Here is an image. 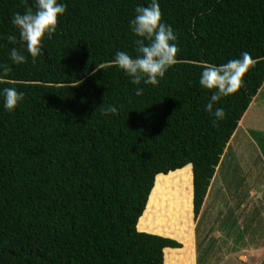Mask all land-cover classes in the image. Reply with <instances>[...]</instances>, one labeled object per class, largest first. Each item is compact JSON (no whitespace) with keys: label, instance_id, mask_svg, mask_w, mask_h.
Masks as SVG:
<instances>
[{"label":"trees","instance_id":"16d2710c","mask_svg":"<svg viewBox=\"0 0 264 264\" xmlns=\"http://www.w3.org/2000/svg\"><path fill=\"white\" fill-rule=\"evenodd\" d=\"M60 2L66 10L35 62L14 64L9 50L23 49L7 40L18 35L11 17L34 10L33 0H0V65L8 68L0 88L24 93L13 112L0 107V264H163V249L181 244L137 221L156 175L188 164L194 218L200 213L264 83V0H159L177 52L155 86L131 84L113 64L117 50L132 52L129 21L147 0ZM242 56L241 87L215 103L225 117L214 125L201 67ZM109 105L117 112L101 114ZM145 212L142 225L151 223Z\"/></svg>","mask_w":264,"mask_h":264},{"label":"clouds","instance_id":"9594fccd","mask_svg":"<svg viewBox=\"0 0 264 264\" xmlns=\"http://www.w3.org/2000/svg\"><path fill=\"white\" fill-rule=\"evenodd\" d=\"M33 7L34 10L15 12L11 17V25L18 35H9L7 40L13 44L19 42L20 49H23L21 51L14 46L9 50V59L14 64L24 63L29 56L35 62L42 51L43 40L51 39L57 30L58 18L66 10V5L60 0H33ZM129 26L134 37L132 52L117 50L114 53L113 64L129 78L131 84L155 86L176 63L177 35L172 26L162 20L159 0H147L146 5H138ZM246 66V58L242 56L240 59H229L225 63L205 64L201 67L199 85L210 92L204 110L214 116L215 119L212 121L214 125L216 121L225 117L224 108H214L215 103L241 87ZM100 68L103 66H97V69ZM7 71L6 66L0 65V75ZM143 91L144 88L137 87L135 94L139 96ZM23 97L24 93L14 87L0 88V107L11 113ZM116 112L117 108L112 105L101 108V114Z\"/></svg>","mask_w":264,"mask_h":264},{"label":"rangeland","instance_id":"374dc122","mask_svg":"<svg viewBox=\"0 0 264 264\" xmlns=\"http://www.w3.org/2000/svg\"><path fill=\"white\" fill-rule=\"evenodd\" d=\"M240 120L242 124L236 127L232 139V144H234L235 149L237 148L235 159H239V161L233 159L232 146L230 145L227 150L229 156L226 152V155L221 159V165L217 168V172L215 170L216 175L214 174L207 204L201 209L202 213L198 220V216L196 217V223L193 222L192 245L188 243L184 247L183 243L177 240L181 246L176 249L182 250L181 255L176 249L166 248L163 250V264H188L187 259H193L190 264H232L235 262L233 258H226L228 254L226 249L227 246L233 244L245 248L249 244L251 248L256 244L262 249V257L251 258V264H264V194L257 190L256 193L249 194L248 197L247 195L243 196L242 200H239L237 195L243 194H237L233 205L227 203L219 208L216 204V196L219 195L221 196L220 200L226 201L232 195L234 185L227 184V181L236 182L235 176L238 175L240 179L242 175L241 187L243 192L252 186L258 188L261 185L259 181L264 179V173L262 172L260 175L258 173L259 170H264V84ZM249 140L257 143L258 149L254 153L250 147L240 149L249 146ZM251 162L253 166H251ZM164 203L157 207H149L148 211L154 215L163 211L164 217L168 218L169 208L165 207ZM250 206L262 208L258 213L255 211L253 214V209ZM240 213L241 216H239ZM247 216L249 218L254 217V224H250ZM190 218L192 222V217L190 216ZM138 220L143 222L145 215L142 218L139 217ZM160 222L163 223V221ZM164 224L168 225L167 222ZM150 225L149 229L155 232L154 229L159 228L161 224ZM136 227L139 230L138 221ZM227 234L231 237L229 240H224ZM240 262L247 263L249 261L241 257Z\"/></svg>","mask_w":264,"mask_h":264},{"label":"crops","instance_id":"0c3cea01","mask_svg":"<svg viewBox=\"0 0 264 264\" xmlns=\"http://www.w3.org/2000/svg\"><path fill=\"white\" fill-rule=\"evenodd\" d=\"M238 124H239L238 126H240V124H242L241 120L239 121ZM232 135H233L232 138H230V140L228 141V143H227V145L223 151V154L221 155L220 161L216 167V172H217V168L221 165V159L226 155V152H227L230 145L232 146V157H233V159L236 160L237 162L239 161V159H235L237 148L235 149L234 144H232V139H233L235 134H232ZM247 147H250L252 149L253 153L256 149H258L257 143L253 142L252 140H249V146H246V147L240 148V149H245ZM227 156H229V152H227ZM251 166H253L252 162H251ZM191 172H192L191 166H190V164H188L182 168L167 172L166 173L167 176L163 177L164 174H158L156 176L154 186L150 192L146 208L140 217L142 218L144 213H146L145 211L147 210V212L149 213L148 218L150 219V222H151L150 224H153V223L162 224V222H160V221H163V223L167 222L168 225L167 226L165 225V227L164 226L161 227V230L159 229L160 233L157 232L158 230L155 232H152L149 229L150 224H147V225L143 224L142 225V224H140L141 221L138 220L140 231H146L149 233H154V234H159L162 236L174 238V239L180 241L181 243H183L184 247L188 243H190L192 245V237H193L192 227H193V222L196 223V218L195 219L193 218V213H192V201H191V198H192V192H191L192 191V188H191L192 173ZM262 172L264 173L263 169L259 170L258 171L259 175ZM173 174L175 176V179H173V178L171 179V175H173ZM159 175H162V176L160 177ZM215 175L213 176L212 181L214 180ZM230 177H231V175H230ZM241 178H242V175H241L240 179L237 175V176H235L236 182L227 181V184L234 185V191H233L232 195L229 198H227L226 201L220 200L221 196H219V195L216 196V204L219 208H220V206H224L227 203L233 205L235 196L237 194H243V195H237L239 200H242L243 196L247 195V197H248L249 194L256 193L257 190L261 191L264 194V187H262V186H264V179L262 181H259V183L261 185L258 186V188L256 186H252V187H249L246 192L245 191L243 192L242 187H241ZM212 181H211V184L213 183ZM156 184H157V186H156ZM211 184L208 188V191H207V194L204 198L203 205H202L201 209L207 204L208 197L210 194V190L212 187ZM241 191H242V193H240ZM152 193L155 194L154 198H152V196H151ZM167 197L169 198L168 201H170V202L166 201ZM150 199H152V202H150ZM161 202H163V203L166 202V203H164V206H169V207H167V208H169L168 218H166V217L162 218L159 215L160 214L159 212L157 215H154V214L150 213V211H148L149 207H152V206L157 207L160 205ZM169 203H171V205ZM263 206H264V204H263ZM250 208L253 209V214H254L255 211H257V213H258L260 211V208H262V207H260V206L251 207L250 206ZM201 213H202V211H200V213L198 214L197 220L200 217ZM156 216H158L160 218V221L156 222L154 220ZM190 216L192 217V222H191ZM239 216H241V213ZM247 218L250 221V224H254L255 219L253 216H251L250 218L247 216ZM230 237L231 236L229 234H227L226 237L224 238V240H229ZM224 245L227 246V244H225V243H224ZM250 246H251L250 244L248 245L247 248L238 247L234 244L232 246L231 245L227 246L226 250H228V254L226 255V258L227 257L233 258L235 263H232V264H241V263H244V262H240L241 257H242L244 259H248V261H249V262L244 263V264H251V260H250L251 258H261L262 257V249H260V247H258L256 244H254V246L252 248ZM167 248H170V247H167ZM164 249H166V248H164ZM170 249H176V248H170Z\"/></svg>","mask_w":264,"mask_h":264},{"label":"snow or ice","instance_id":"6c2138e0","mask_svg":"<svg viewBox=\"0 0 264 264\" xmlns=\"http://www.w3.org/2000/svg\"><path fill=\"white\" fill-rule=\"evenodd\" d=\"M246 62H247V60H246Z\"/></svg>","mask_w":264,"mask_h":264}]
</instances>
